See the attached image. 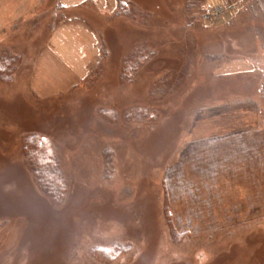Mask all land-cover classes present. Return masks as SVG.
Segmentation results:
<instances>
[{"label":"rangeland","instance_id":"374dc122","mask_svg":"<svg viewBox=\"0 0 264 264\" xmlns=\"http://www.w3.org/2000/svg\"><path fill=\"white\" fill-rule=\"evenodd\" d=\"M61 1L41 0L39 23L0 15V67L14 59L0 78V264H264V225L196 221L176 182L183 150L256 123L247 102L264 126L259 75L213 74L236 55L260 65L264 0L216 1L241 2L222 28L201 20L208 0H128L125 15L117 0L112 15ZM134 51L150 58L126 73ZM33 134L52 144L59 202L26 161Z\"/></svg>","mask_w":264,"mask_h":264},{"label":"crops","instance_id":"0c3cea01","mask_svg":"<svg viewBox=\"0 0 264 264\" xmlns=\"http://www.w3.org/2000/svg\"><path fill=\"white\" fill-rule=\"evenodd\" d=\"M115 1L108 0L110 13L104 10L105 3L102 0H95L93 8L112 15ZM216 1L218 0H208V5ZM86 2L87 0H62L60 6L70 9L83 6ZM40 4L41 0H0V15L14 17L21 11L30 10L33 15L38 14L39 23L43 13L38 10L35 13L33 10L39 8ZM235 15L236 13L222 16L216 27L228 26ZM233 46L236 47L235 43ZM259 64H256L255 58L247 55L226 57L214 67V78L259 75V93L263 96L264 51ZM247 103L254 106L257 112L256 123H248L228 135L203 139L188 150H183L187 159L177 167L176 182L177 194H182L181 198L185 200L177 207L185 206L187 202L193 216H197V220L192 219L193 221L229 226L240 224L242 227H252L253 232L264 225V126L260 122L263 107L258 102Z\"/></svg>","mask_w":264,"mask_h":264},{"label":"trees","instance_id":"16d2710c","mask_svg":"<svg viewBox=\"0 0 264 264\" xmlns=\"http://www.w3.org/2000/svg\"><path fill=\"white\" fill-rule=\"evenodd\" d=\"M128 4V0H117L118 15H125L129 13L127 8L129 6ZM148 58H150V55H147L145 51H134L130 57L124 61L126 62L123 64L124 72L130 74L131 72L133 73L139 68L141 64L145 63ZM13 62L14 59L10 57L3 58L1 61V63L6 65L4 67H0V78H2L3 81L5 80V82L11 81L7 74L12 72V69H8V67H11ZM23 153L25 154L26 161L29 163V168L35 177L39 188L46 195L53 197L55 201L59 202L61 200L60 197L64 193V184L61 181L62 178L60 173L57 171V163L55 160L56 157L49 139L44 136L34 134L28 135L25 140ZM168 211V208H166L165 216L169 225H171L172 214L170 211ZM171 226V228L174 230V226ZM174 233H176L175 230ZM94 252L98 253L99 250H95Z\"/></svg>","mask_w":264,"mask_h":264},{"label":"built area","instance_id":"2783aa9c","mask_svg":"<svg viewBox=\"0 0 264 264\" xmlns=\"http://www.w3.org/2000/svg\"><path fill=\"white\" fill-rule=\"evenodd\" d=\"M240 3L241 2L228 4L214 3L207 6L205 12L202 14L201 20L205 25H209L226 14L236 13L240 7H238V5H241Z\"/></svg>","mask_w":264,"mask_h":264},{"label":"bare ground","instance_id":"6f19581e","mask_svg":"<svg viewBox=\"0 0 264 264\" xmlns=\"http://www.w3.org/2000/svg\"><path fill=\"white\" fill-rule=\"evenodd\" d=\"M2 19H0V22H2L1 21ZM227 81H231V83H233V85H235V86H237V87H239V86H241V85H244V82L246 81V82H248V81H250V80H252V79H248V78H245L244 79V77L242 76V77H232V78H230V79H226ZM236 87V88H237Z\"/></svg>","mask_w":264,"mask_h":264}]
</instances>
